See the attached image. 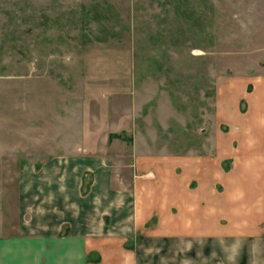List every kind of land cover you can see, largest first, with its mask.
Here are the masks:
<instances>
[{
  "label": "rangeland",
  "instance_id": "rangeland-1",
  "mask_svg": "<svg viewBox=\"0 0 264 264\" xmlns=\"http://www.w3.org/2000/svg\"><path fill=\"white\" fill-rule=\"evenodd\" d=\"M248 5L0 0V239L23 236L21 223L30 217L19 211L24 165L99 155L113 172V187L129 195L136 155L203 151L214 126L208 118L214 79L257 61L253 50L263 34ZM122 235L127 249L143 238ZM248 245L242 254L255 264ZM151 246L148 263L164 264ZM207 260L223 264L222 254Z\"/></svg>",
  "mask_w": 264,
  "mask_h": 264
},
{
  "label": "crops",
  "instance_id": "crops-1",
  "mask_svg": "<svg viewBox=\"0 0 264 264\" xmlns=\"http://www.w3.org/2000/svg\"><path fill=\"white\" fill-rule=\"evenodd\" d=\"M247 2L263 34L257 61L214 79L203 151L136 155L129 195L113 187L99 155L24 165L19 211L29 224L0 239V264H149L152 243L164 264H209L216 253L223 264H247V243L264 264V0ZM125 233L143 238L127 249Z\"/></svg>",
  "mask_w": 264,
  "mask_h": 264
}]
</instances>
